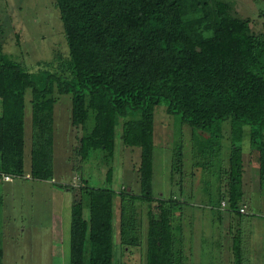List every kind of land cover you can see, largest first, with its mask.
<instances>
[{
	"label": "trees",
	"instance_id": "16d2710c",
	"mask_svg": "<svg viewBox=\"0 0 264 264\" xmlns=\"http://www.w3.org/2000/svg\"><path fill=\"white\" fill-rule=\"evenodd\" d=\"M54 3L68 48L67 57L60 58L55 69L43 61L42 67L30 71L4 52L0 41V177L23 174L29 90L30 175L53 179L55 92L69 93L71 124L84 129L77 148L80 157L101 150L108 162L120 118L122 143L140 149L139 194L118 193L109 185L93 187L83 178L87 206L79 200L71 206L69 264H114L116 194L122 246L140 244L136 203L146 202L145 264H185L182 238H174L181 225L172 223L181 202L152 195L154 109L163 104L175 124L191 127V147L202 167L219 159L223 123H229L227 191L222 198L232 212L241 214L246 127L251 146L258 150L259 175L264 176V24L260 32H253L250 19L234 14L224 0H191L186 6L179 0ZM90 117L93 125L87 131ZM174 155L172 169L182 173L181 142ZM111 181L110 167L106 183ZM154 201L158 204L152 206ZM233 247L236 256L240 243ZM1 257L0 247V264Z\"/></svg>",
	"mask_w": 264,
	"mask_h": 264
},
{
	"label": "rangeland",
	"instance_id": "374dc122",
	"mask_svg": "<svg viewBox=\"0 0 264 264\" xmlns=\"http://www.w3.org/2000/svg\"><path fill=\"white\" fill-rule=\"evenodd\" d=\"M186 6L191 0H179ZM234 14L250 19V28L258 33L264 24V0H224ZM0 41L3 51L21 61L30 71L49 62L55 69L68 48L63 25L54 0H0ZM53 109L52 180L30 175L31 106L30 92L25 96L24 167L20 176L0 177V247L2 264H69L71 206L79 200L87 206L85 183L93 187L109 185L116 192L139 194V147L125 146L120 139L121 122L115 129L113 157L103 161L104 151H92L87 158L77 153L81 126L71 124V95L55 92ZM93 125L86 122L87 131ZM222 151L218 160L203 166L191 147V127L174 123L163 104L154 109L153 179L155 199L179 200L172 223L181 225L175 240L182 238L185 264H264V176L258 172V150L252 147L249 127L242 141L243 196L240 206L246 213H234L226 202L230 150L229 123H223ZM183 146V172L172 169L177 145ZM112 169V181L106 172ZM68 186L69 188H66ZM225 204L221 205L220 200ZM141 219L140 244L122 246L118 234L119 196L114 197L113 263L145 264L147 203L137 202ZM152 202V206L157 205ZM84 215L88 209L84 207ZM157 210H155V214ZM181 236V237H180ZM240 252L234 254V243Z\"/></svg>",
	"mask_w": 264,
	"mask_h": 264
},
{
	"label": "built area",
	"instance_id": "2783aa9c",
	"mask_svg": "<svg viewBox=\"0 0 264 264\" xmlns=\"http://www.w3.org/2000/svg\"><path fill=\"white\" fill-rule=\"evenodd\" d=\"M3 178H4V180L11 179L10 176H8V175L3 176ZM224 204H225V202L222 201V202H221V205H224ZM239 211H240L241 213H246V210H245V207H244V206H242V207L239 209Z\"/></svg>",
	"mask_w": 264,
	"mask_h": 264
},
{
	"label": "crops",
	"instance_id": "0c3cea01",
	"mask_svg": "<svg viewBox=\"0 0 264 264\" xmlns=\"http://www.w3.org/2000/svg\"><path fill=\"white\" fill-rule=\"evenodd\" d=\"M4 179V178H3ZM5 181H9V180H5Z\"/></svg>",
	"mask_w": 264,
	"mask_h": 264
}]
</instances>
